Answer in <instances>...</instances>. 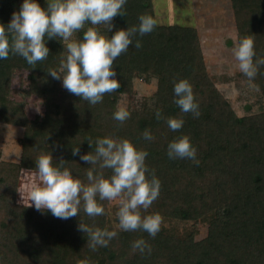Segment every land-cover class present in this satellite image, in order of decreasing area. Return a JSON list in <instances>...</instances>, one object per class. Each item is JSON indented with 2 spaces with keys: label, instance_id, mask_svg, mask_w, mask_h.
I'll list each match as a JSON object with an SVG mask.
<instances>
[{
  "label": "trees",
  "instance_id": "16d2710c",
  "mask_svg": "<svg viewBox=\"0 0 264 264\" xmlns=\"http://www.w3.org/2000/svg\"><path fill=\"white\" fill-rule=\"evenodd\" d=\"M22 2L0 0V23L10 22ZM229 3L237 43L241 37L252 38L257 55L264 57V0ZM122 11L123 15L113 18L110 35L137 25L141 14L156 20L152 0H127ZM86 29L71 39H81ZM135 39L141 47L130 45L114 61L121 87L95 105L68 92L62 80L48 74V69L58 70L64 58L66 47L59 38L47 41L49 55L36 64L13 54L0 60V122L24 128L20 160L0 159V264H264V110L236 112L208 72L196 27L156 23L152 32L137 34ZM136 75L146 81L156 77L153 106L128 109L131 115L121 123L113 119V113L120 96L133 93ZM181 78L193 85L198 117L181 112L174 103V81ZM250 81L264 99V65ZM17 92L41 98V114L30 117ZM169 117H182L183 127L170 130ZM146 129L153 140L143 138ZM184 134L197 149L198 164L167 155L168 143ZM106 135L129 138L148 152L146 163L161 187L145 214L158 212L162 219L194 222L210 215L205 237L195 239L194 232L180 234L162 225L155 237L140 230H119L118 207L110 212V201L102 202L104 215L89 217L81 210L69 219L18 202L20 173L36 171L35 160L42 153L52 152L54 163L65 160L64 166L86 182L90 163L80 155L94 152L96 139ZM77 146L80 152L73 155ZM81 222L116 230L117 236L93 250L87 234L78 230ZM141 237L151 245L150 254L132 248Z\"/></svg>",
  "mask_w": 264,
  "mask_h": 264
},
{
  "label": "clouds",
  "instance_id": "9594fccd",
  "mask_svg": "<svg viewBox=\"0 0 264 264\" xmlns=\"http://www.w3.org/2000/svg\"><path fill=\"white\" fill-rule=\"evenodd\" d=\"M126 3L127 0H44L42 4L41 0H23L10 22L0 23V60L13 54L23 57L28 64H36L49 55L47 41L59 38L67 55L61 60L60 68L48 69V74L62 80L63 88L90 105L102 102L106 93L121 87L114 61L130 45L140 48V40L135 39L137 34L143 36L152 32L157 23L151 15L141 14L137 25L119 28L111 35L94 27L103 23L111 32L113 18L118 13L124 14L122 9ZM86 22L92 26L83 32L82 38L71 39ZM234 56L239 70L249 80L254 79L259 67L264 65V57L257 55L253 39L247 36L235 44ZM173 92L174 103L181 112L191 113L194 117L200 115L199 102L187 78L174 81ZM130 115L126 107L118 106L113 119L123 123ZM156 117L161 118L160 110ZM166 123L175 132L183 127L184 119L169 117ZM143 138L154 139L148 129ZM88 141L92 145V141ZM95 144L94 152L80 155L82 161L90 163L85 173L86 182L71 167L64 166L65 160L54 163L52 152L39 155L35 160L39 182L31 188L27 206L42 213L49 211L56 218L69 219L81 210L89 217L104 215L102 202L116 201V227L119 230H140L155 237L161 229L162 216L158 212H145L158 197L161 181L146 163L148 152L129 138L111 135L97 138ZM79 152L78 146L73 147V155ZM167 155L170 159L199 163L197 149L188 134L172 139L167 145ZM78 230L87 234V244L93 250L97 246H107L117 236L116 230L83 222L78 224ZM132 248L151 253V245L143 237L136 239Z\"/></svg>",
  "mask_w": 264,
  "mask_h": 264
},
{
  "label": "rangeland",
  "instance_id": "374dc122",
  "mask_svg": "<svg viewBox=\"0 0 264 264\" xmlns=\"http://www.w3.org/2000/svg\"><path fill=\"white\" fill-rule=\"evenodd\" d=\"M152 3L157 23L194 26L199 30L208 72L238 114L264 110V99L255 85L239 70L238 61L234 56L237 36L233 28L234 19L229 0H152ZM89 26L92 25H84V28ZM94 27L110 35L108 25L102 23ZM66 55L65 48L64 58ZM132 82L133 93L121 95L117 106L131 110L143 109L144 106L150 109L153 106V95L157 85L156 77L146 81L143 76L136 75ZM14 84L18 86L17 78ZM15 96L24 105L30 117L41 114L43 108L41 98L23 95L20 92ZM23 130L21 126L0 122V159L16 162L20 160ZM38 182L36 171L31 169L21 171L17 195L19 203H29L28 194ZM117 207L116 201L110 202V212ZM210 217L204 216L196 222L162 219L161 225L180 234L194 232L195 239H201L207 235Z\"/></svg>",
  "mask_w": 264,
  "mask_h": 264
}]
</instances>
